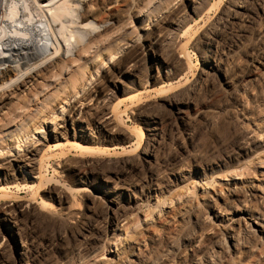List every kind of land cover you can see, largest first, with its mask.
Masks as SVG:
<instances>
[{"label":"rangeland","instance_id":"374dc122","mask_svg":"<svg viewBox=\"0 0 264 264\" xmlns=\"http://www.w3.org/2000/svg\"><path fill=\"white\" fill-rule=\"evenodd\" d=\"M12 1L16 7L18 6L16 10L18 9L20 13L25 11L24 8L28 4H32L30 0H25V5L28 2L31 3L24 7V0ZM134 1L118 0L98 16L96 24L108 14L115 17L118 25L124 26L126 20L132 19L133 14L130 7ZM228 4L229 0H207L204 4H197L194 13L190 10V2L169 0L167 5L175 9L177 7L182 9L181 12L186 21L177 27L173 24L171 28L175 32L173 42H171L173 46L169 49L163 46L161 52H164L163 54L169 52L170 57L179 60V56L185 54V59L181 58L183 65L181 64L180 71L165 75L162 72L167 69L160 68L161 61L157 62L152 58L153 63L152 61L150 63L153 67L150 68V63L146 62L136 72L139 80L131 75L117 74L113 82L102 81L101 83L106 85L105 90L100 93L96 92L92 100L83 102L80 113L74 116L73 125L70 121L67 124V134L64 133L63 137H57L56 140L62 145L59 149H54L52 146L56 142L53 132H49V137L46 140L41 139L36 143L35 146L39 150L33 156L35 164L31 169L32 176L27 173L22 174L18 165H15V170H10L13 175L3 180V183H7L8 188L0 193V200L15 198L18 200L17 205L26 200L32 203L29 209L16 211L15 218L0 212V236L5 235L3 241H7L10 247L8 251L0 255V264H69L71 258H80L86 252L85 247L91 245L101 247L106 235L112 236V228L116 223L113 216L114 211L116 215L122 211L132 214V219L135 212L138 211L136 218L138 224L134 226L136 233L142 236L146 235L153 225L164 224L174 212H178L182 206H185L184 201L186 200L188 206L198 205L197 209L201 211L200 215L210 213V207L205 199L212 189L225 188L226 185L234 183L246 185L249 183L248 181L264 186V162H262L264 160V145L252 144L248 147L250 150L248 148L237 150L229 146V143L238 137L242 126L255 128L254 124H256L260 125L261 130H264V119L259 117V111L264 113V67L258 63L259 58L255 56L254 48H251L254 43H259L260 33H264V13L259 11L253 16L251 23L246 26L247 33L237 40L235 39L236 45H233L231 49L222 43H215L218 57L236 78L235 85L239 88H248L249 94L245 95L246 110L240 108L238 101L232 95V89L223 84L220 76L211 74L209 66L204 62V58L209 53L208 50L214 48V45L206 44L204 37L210 35L208 28L220 15L222 8ZM33 6L35 5L28 6L29 13L25 12L27 15L22 13L23 17L26 15L25 17L28 18V14H32L34 11L33 17L36 18L35 10L38 12V9H32ZM29 17L31 18L30 15ZM134 25L139 26V23L134 22ZM68 29H72V27ZM137 32L141 33L142 31L138 28L135 33ZM86 33L84 35L87 36ZM80 34L83 36L80 38L86 40V37L82 33ZM145 46L149 49L152 48L148 40L145 41ZM194 82H199V92L193 99L195 108L184 109V112L180 114V119L176 114L177 108L170 105L166 99L183 85H190ZM206 83H210L209 90H205ZM92 86V90H94V84ZM140 108H149L150 112L159 117L163 124V131L160 132L161 138L152 153L153 157L145 155L142 151L145 142L153 137L152 134L155 132L153 128H157L158 125L140 120L137 114ZM252 108L255 110L252 111ZM196 109L215 112L213 117L209 116L208 125H203L202 120L201 124L195 121ZM34 110L35 108L32 106L31 110L28 109L24 115H21L24 112L13 114L9 123H19V119H21L27 127H31L43 116L35 115ZM99 112L108 113L107 116L112 121V129L110 132H105L98 143H94L93 141H98L96 114ZM167 122L170 125L165 127ZM3 123L0 121V127ZM63 127L64 124H60L58 129L64 131L66 128L63 129ZM190 129L194 132L193 144L187 143L188 140L184 137V133ZM33 132L32 137L36 140L39 137L38 132ZM75 132L79 135L91 134V141L84 144L87 146L86 148L69 145ZM262 140L264 144V134ZM11 142L7 141L1 144ZM173 154L174 157L180 159L178 164L181 166L182 173L195 170L196 175L193 178L188 180L187 175L185 179L178 180L174 177L176 170L173 171L166 164ZM144 157L148 162L144 163L142 160ZM123 158L133 159L143 177L148 174L147 170H153L157 177L154 182L156 181L160 191L152 192L151 197L146 198V190H141L140 186H132L130 182L126 181L122 182L113 173H106L107 176L103 177L105 181H102L100 177L96 178L92 172L95 167L104 171ZM65 160L71 164L85 166V174L79 173L76 176L68 174L61 168V164ZM194 163H197L198 166H193ZM56 164H59V167ZM77 180H81L82 183L76 184ZM190 180L197 181L195 188H192L193 195H181L180 200L175 197L172 203L166 202L161 213H156L157 208H155L154 224L149 220L151 215L144 216V212L149 207L157 204L156 195L169 198L176 193L184 192L185 184ZM203 182H208L206 193L200 188ZM114 185L118 188L117 191L120 193L118 197L123 204L117 210L111 211L109 206L114 207L115 203L109 202L110 199H116L120 203L116 197L118 194H113L111 187ZM82 187H86L87 190L78 191ZM43 198L51 200L55 208H41L38 202ZM247 199L246 205L252 213L261 214L264 212L263 195L252 194ZM217 202L221 205L220 199H217ZM7 203L13 205L14 202ZM236 204L241 205L238 201ZM228 213L227 210V218H230L232 215ZM195 215L194 212L185 213L175 223L173 222V225L171 224L172 226L166 229L167 234H170L169 240L163 238L164 241L155 245L152 251L149 250L151 252L148 251L146 254L147 260L154 264H179L177 254L188 250V247L185 246V238L196 237L200 232V226H203L200 225V220L199 222L196 220ZM30 216H32L31 219ZM120 216V220L123 219V216ZM109 219L114 224L109 225ZM219 220H215V217L211 215L207 222V225L212 227L216 234L223 233V229L226 228V225H223L224 221ZM126 221H122L121 225ZM243 221L250 224L248 220ZM134 226L128 229L131 231ZM32 228L34 234L30 235L27 231ZM235 228H238L236 224ZM15 231H19L22 238ZM44 234L49 235L47 239L43 237ZM123 235L124 233L118 236L119 242ZM22 240L25 249L22 248ZM254 243H256L255 251L251 255L243 253L233 255L226 264H264L263 255L261 256L259 253L264 248V235H256L252 244ZM114 251H116V246L113 236L107 243L104 254L94 257V261L96 264H116L117 257L115 258ZM163 255L165 256L162 260L156 259Z\"/></svg>","mask_w":264,"mask_h":264},{"label":"bare ground","instance_id":"6f19581e","mask_svg":"<svg viewBox=\"0 0 264 264\" xmlns=\"http://www.w3.org/2000/svg\"><path fill=\"white\" fill-rule=\"evenodd\" d=\"M30 1L35 5L31 8L38 9L39 14L35 10L39 15L38 18L36 15L37 20L33 17L34 11H32V14H28V18L25 17L26 13H29L27 11L28 6L32 5L28 3L31 2H26L28 4L26 6L24 0L25 11L20 13L18 9L16 10L18 6H15L14 1L0 0V121L4 122L0 127V193L7 190V183H3V180L13 175L10 170H15V165L21 168L22 174L27 173L32 176L31 169L35 164L33 156L39 150L35 145L41 139L46 140L49 137V132H53L54 141H56L52 145L53 148L59 149L62 146L56 140L57 137H63L64 133L67 134V124L70 121L73 125L74 116L80 113L83 102L92 100L96 92L100 93L105 90L106 85L101 83L102 81L113 82L117 74L121 76L131 75L139 80L136 72L146 62L150 63L152 61L153 63L154 59L157 62L161 61L160 68L162 70L167 69V71L162 72L163 74H174L180 71L181 64L183 65V59L181 58L185 59V54H181L179 60L170 57L169 52L168 54L167 52L165 54L161 52V47L166 46L165 48L169 49L173 46L171 44L175 35V32L171 30L173 24L177 27L183 25L186 21L185 16L182 15V9L178 7L175 9L167 5L169 0H135L130 7L133 14L132 19L126 20L124 26L118 25L115 17L108 14L96 24L98 16L118 0ZM186 1L190 2V10L195 13L196 5L204 4L207 0ZM259 11L264 13V0H229V4L222 8L220 15L208 28L210 35L204 37L207 40H205L206 44L214 45L213 51L208 50L209 53L204 58V62L209 66L211 74L220 76L223 84L232 89V95L238 101L242 110L247 109L245 95L249 94L247 92L248 88H239L235 85L236 78L218 57L215 43H222L226 47L228 46V49H231L233 45H236L235 39L237 40L247 33L246 26L251 23L253 16ZM22 13L26 15L23 17ZM134 22H138L139 26H135ZM69 27H72V29H68ZM138 28L142 31L141 33H135ZM13 31L15 32L13 33ZM83 32H88L86 33L87 36L89 35L88 38ZM80 33L86 37V40L80 38L82 36ZM143 40L144 43H142ZM147 40L153 49L145 46ZM258 42L260 45L256 42L251 48H254V54L259 58L258 63L264 67V33H260ZM149 66L150 68L153 67L151 63ZM99 78L101 79L99 80ZM198 83L185 84L166 99L170 105L177 108L176 114L179 115V118L184 109L195 108L193 107V99L199 92ZM92 84L95 86L94 90H92ZM209 86L210 83H206L205 90H209ZM32 106L35 108V115H43L40 121L35 122L31 127H27L21 119H19L21 123H9V119L13 114L24 112L21 114L24 115L28 109L31 110ZM199 110L196 109L197 117L195 121L201 124L202 120L203 125H208L210 117H213L215 112L205 109ZM251 110L255 109L252 108ZM107 114V112L96 114L98 141H93L94 143H98L105 132H110L112 129V121ZM137 114L143 122L158 125L157 128H153L155 131L152 134L153 137L145 142L142 151L145 155L153 157L154 154L152 153L161 138L160 132L163 131L162 121L152 114L149 108H140ZM259 117L264 119V113L259 111ZM78 121L81 122V120ZM60 124H64L63 129L66 128L64 131L58 129ZM169 125V122H167L165 127ZM254 126L255 128L242 126L238 137L233 139L229 146L232 149L245 150L252 144L264 145L262 140L264 130L260 129V125L254 124ZM33 131L38 132L39 137L36 140L32 137L34 135ZM193 135L194 132L191 129L184 133L185 139L188 140L187 143L193 144ZM7 141L12 142L1 144ZM90 141L91 134L79 135L75 132L69 145L86 148L87 146L84 144ZM248 150L250 149L248 148ZM142 160L144 163L148 162L145 157ZM179 161L180 159L174 157L173 154L166 163L173 171L176 170L174 177L178 180L185 179L187 175L188 180L193 178L196 175L195 170L182 173L181 166L178 164ZM56 165L59 167V164ZM193 166L197 167L198 165L194 163ZM61 168L72 176L79 175V173L85 174V166L71 164L67 160L62 162ZM92 172H94L96 178L100 177L102 181L104 180L103 177L107 176L106 173H113L122 182H130L132 186L136 185L140 186L141 190L145 189L146 198H150L152 192L157 193L160 191L158 184L156 181L154 182L157 179L156 173L149 169L147 170L148 174L143 177L137 164L130 158H123L104 171H100L95 167ZM248 182L246 185H237L236 183L226 185L225 188L217 190L210 188L212 192L210 191L209 196L205 199L210 207L209 215L204 213L200 215L201 211L197 209L198 205L188 206L187 200L184 201L185 206H182L178 212H174L164 224L153 225L150 231L142 236L138 235L135 230V226L138 224V220L136 221L138 211L135 212L133 219L132 214H127L125 211L118 213L123 216L121 220L120 215L114 214V210H117L123 204L120 197H118L120 196L117 191L118 188L114 185L111 188L113 194H118L116 197H118L117 200L120 203L116 199H110L109 201L115 203L114 207L109 206V209L114 211L113 216L116 220L114 224L109 219V225L112 223L115 226L112 228V236L109 237L107 234L101 247L98 245L85 247L86 252L80 258H71L69 264H96L94 257L104 254L107 243L113 236L116 246V251H114V256L117 257L116 264H154V262L147 260L146 254L148 251H152L155 245H159L158 243L164 241L163 238L169 240L170 234H167L166 229L170 228L173 225L172 223H175L182 215L189 212H194L196 220L198 222L200 220V225L203 226H200V232L196 237L188 236L185 238V246L188 247V250L186 249L183 253L177 254L179 264H226L233 255L242 253L251 255L255 251L256 243L252 244L255 236L264 235V212L261 214L252 213L246 205L247 197L252 194L264 196V186L252 181ZM77 183L82 182L77 180ZM196 184L197 181L190 180L185 184L184 192L176 193L169 198L156 195L157 204L149 207L144 212V216L151 215L149 220L154 224L155 217L153 213L155 208H157L156 213H161L166 202L172 203L175 197L180 200L181 195H193L192 188L194 189ZM207 186L208 182H203L200 188L206 193ZM86 190V187H82L78 191ZM130 194L134 195L133 193ZM217 199H220L221 205L217 202ZM11 201L14 202L13 205L7 203ZM236 201L240 202L241 205H237ZM16 202L18 200L15 198L1 199L0 212L12 217L16 211L29 209L32 203L26 200L24 203L17 205ZM38 204L41 208H55L54 203L49 199L43 198L39 200ZM227 210L228 214L232 215L230 218H227ZM211 215L215 217V220L221 218L219 221H224L223 225H226V228L223 229V233L216 234L213 232L212 227L207 225ZM31 218L32 216H30ZM124 220H127L126 223L121 225ZM243 220H248L250 224L248 225ZM235 224L238 228H235ZM133 226L134 229L130 231L129 229ZM15 232L22 238L19 231ZM27 232L30 235L34 234V229L32 228ZM122 233L124 235L119 242L118 236ZM48 236L47 234L43 235L46 239ZM4 239L5 235L0 236V255L10 248L7 241H3ZM21 243L22 248H24L23 240ZM262 249L263 251L259 253L264 258V248ZM164 256L157 258V255L156 259L162 260Z\"/></svg>","mask_w":264,"mask_h":264}]
</instances>
